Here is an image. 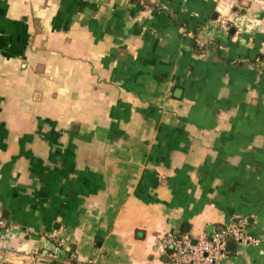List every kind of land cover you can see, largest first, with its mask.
Returning <instances> with one entry per match:
<instances>
[{
	"label": "crops",
	"instance_id": "1",
	"mask_svg": "<svg viewBox=\"0 0 264 264\" xmlns=\"http://www.w3.org/2000/svg\"><path fill=\"white\" fill-rule=\"evenodd\" d=\"M237 218L264 239V0H0V264H164Z\"/></svg>",
	"mask_w": 264,
	"mask_h": 264
},
{
	"label": "built area",
	"instance_id": "2",
	"mask_svg": "<svg viewBox=\"0 0 264 264\" xmlns=\"http://www.w3.org/2000/svg\"><path fill=\"white\" fill-rule=\"evenodd\" d=\"M221 26L227 28V21H221ZM3 224L0 219V225ZM263 240V236L248 232L243 220L237 218L202 234L168 231L159 238L156 250L165 255L164 264H221L230 251L229 241L236 242V246H257Z\"/></svg>",
	"mask_w": 264,
	"mask_h": 264
},
{
	"label": "water",
	"instance_id": "3",
	"mask_svg": "<svg viewBox=\"0 0 264 264\" xmlns=\"http://www.w3.org/2000/svg\"><path fill=\"white\" fill-rule=\"evenodd\" d=\"M227 247H228L230 250L235 249V247H236V242L229 241V242L227 243Z\"/></svg>",
	"mask_w": 264,
	"mask_h": 264
}]
</instances>
